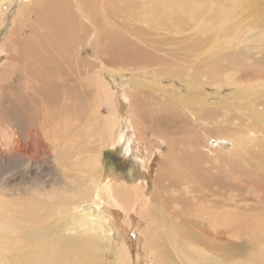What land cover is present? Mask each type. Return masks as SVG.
Segmentation results:
<instances>
[{
  "label": "bare ground",
  "instance_id": "bare-ground-1",
  "mask_svg": "<svg viewBox=\"0 0 264 264\" xmlns=\"http://www.w3.org/2000/svg\"><path fill=\"white\" fill-rule=\"evenodd\" d=\"M165 1L167 0H0L1 35L5 31V35L0 37V90L12 87L10 79L15 75L16 67L10 63L17 60L15 46L20 44L19 41L25 34L24 30L27 32L33 27L31 36L39 35V38H43L39 40L35 36L36 41L31 48L33 51L36 48L38 53L32 54V57L24 62L25 77L22 85L20 84V92L22 98H27L28 108L24 110L22 102L18 111L28 127L21 133H17L9 126V122L0 128V164L19 162V165H22L30 160L42 162L53 158L58 167L60 165L63 168L62 170L73 171V168L75 170L72 174L74 180L67 187L69 191L83 188L89 193V198L86 197L84 198L86 200L80 202L39 200L35 204H25V200L19 202L21 200L16 198H6L0 192V264H104L99 256L103 248L102 242L104 246L105 243L116 246L123 236L121 231L127 233L132 228H136V232L140 233V239H143V233L146 236L145 233L148 235L154 229L155 238L147 236L151 242H146L149 252H146V260L141 258L143 262L264 264L254 261L253 256L247 251L245 245L249 243L248 240L245 239V242L239 244L236 242L247 236L237 234L235 230L240 220L235 218L232 211L235 205L229 198V187L232 186L229 175H233V168L229 162L231 157H228L230 154L236 157L237 150L239 154L240 151L247 149L248 144L255 143L248 136L250 131L246 133L240 126H236L234 121L237 110L242 114L241 121H252L254 135L264 133V26L250 36V39H253L252 44L246 45H242L246 41L245 37H237V34L233 38L229 37L231 27L228 26L231 24L221 28L218 34L224 40L205 52L204 59L208 71L206 80L196 76L197 73L180 75L179 71L166 68L158 71L157 77L163 75L179 79L174 80L177 86L174 85L178 87L176 90L186 92L182 97L176 92H167L164 103L156 105L159 112L168 114L171 121H177L190 133L185 136L182 146L177 151L174 150L175 152L170 150L168 155L172 161L184 162L185 167L178 172L180 176L175 181L181 182L184 196L183 202L176 204V206L181 204L177 207L164 205L170 201L169 197L164 196L165 191H154L152 197L148 196L149 192L145 191L146 184L143 182L156 156L159 158L168 151H163L160 146L156 147V151L149 149L148 145L143 143L142 134L140 138L138 137L132 121L129 124L121 121L119 127L117 123L116 137L111 131L113 125L110 126L111 121L117 116L114 111L116 104L111 98L114 94L100 81L101 77L98 79L96 71L89 77V81H96L92 91L95 90V97L101 99V104L109 108L106 116L99 114L102 118L101 127L99 126L101 133L93 135L99 139L91 136L95 133L94 128H92L94 131L90 132L89 128L85 129L83 125L81 130L87 132L85 137L83 132H78L80 128L75 130L72 128V135L70 133L65 135L67 131L58 128L61 123L69 125L68 108L74 105L71 97L57 94L55 90L57 83L64 87L60 84L62 71L65 70L68 76L82 77L88 74L87 70L80 71L79 68L73 67V63L67 64L62 59L59 61L58 55L64 48L70 50L77 44L87 45L89 48L97 44L100 47L103 45L101 53H96L97 56L94 57L95 66L98 63L97 68L106 72L105 74H113L115 78L125 76L124 74L119 76L107 66L110 60L108 51L111 46L116 47L115 43L119 44L127 38L124 37L125 34L133 36V32L135 42L136 40L139 43L146 42L151 39L147 35V28L156 29L163 26L165 30L172 29L179 34L182 30V21L188 19L198 22L200 19L198 11L194 12L192 4L180 3L173 8L164 4ZM209 1L214 5L218 3V0ZM245 1L256 11L264 10L263 0ZM30 4L37 6L33 26L32 24L28 26L27 23L30 20V11L24 10ZM133 4L135 7L131 8ZM224 5H227L231 12L234 4ZM145 7L147 9L143 10ZM172 13L179 17L175 19ZM179 18L181 20H178ZM202 20L205 21L204 18ZM208 25L212 26L210 22ZM85 66L90 65L87 63ZM77 72L79 73L76 74ZM149 72L155 77L154 69ZM215 75H221L228 87L225 88L216 82L218 78L214 77ZM135 78L137 86H140H136L135 93L145 99L142 89L144 85L138 80L153 78L144 76ZM166 80L170 81L169 78ZM181 81L182 84L179 83ZM213 83L221 89L198 90V87L203 88ZM121 84L125 85V82ZM172 84L167 82L168 86ZM221 90L227 91L231 96L224 95ZM203 91L206 92L203 94ZM210 92L215 94L214 98L225 97L216 105L204 106L206 100L201 97ZM2 96L0 103L4 99ZM161 97L163 96L160 95ZM61 100L62 105L68 107L62 109ZM173 105L177 106L176 111L171 110ZM260 106L261 109H258ZM234 109V116H228L227 113L232 114ZM2 113L6 112L0 110V115ZM81 118L82 116L78 117L79 121L84 120ZM121 124L123 126H120ZM60 133L64 142L57 144ZM121 133L123 136L129 135V142L124 146V156L125 159L130 157L134 159L135 167L131 173L136 177L135 181L131 180L132 183L112 173L106 174L109 166L102 149L115 150L120 144ZM103 134H106L108 140L106 146L102 143ZM46 137L49 138V145L45 144ZM262 144L261 147L264 149V142ZM163 146L166 147L167 144L163 142ZM58 148L62 150V154ZM208 155H214L222 164L221 169L214 174L209 173L203 166ZM248 155L251 157L250 161L254 160L257 168H264V152ZM43 157L45 158L42 160ZM224 170L227 172L224 173ZM56 212L59 213V217L55 216ZM134 216L138 218L135 224ZM144 226H147L146 230ZM160 227L165 229L161 230L162 233L155 230ZM77 232H80V235L74 237L73 234ZM163 237L169 242V248L161 255L154 252L156 247L152 248V245L156 239L160 240ZM263 238L264 236L261 243H264ZM141 243L142 241L140 245ZM111 249L116 256V262L112 264H128L126 250L120 247V254H117L113 247ZM139 253L144 256L140 249ZM121 259H124V263Z\"/></svg>",
  "mask_w": 264,
  "mask_h": 264
},
{
  "label": "rangeland",
  "instance_id": "rangeland-1",
  "mask_svg": "<svg viewBox=\"0 0 264 264\" xmlns=\"http://www.w3.org/2000/svg\"><path fill=\"white\" fill-rule=\"evenodd\" d=\"M185 2H187V4H192L194 12L198 11L200 19L198 22L188 19L182 21L181 33L176 34L177 31L172 29L165 30L163 26L156 29L147 28V35L150 36L151 39L149 37L147 38L151 41H141L139 43L136 40L135 42L133 38L134 33L132 32L133 36L125 34L126 36L124 37H127L124 39L125 41L122 40L119 44L115 43V48L112 46L111 48L109 47L111 52L110 50L108 51V57L110 60L108 62L109 65L107 66L109 70L116 71V74H119V76L124 74L125 76L123 77L115 78L113 74H105L106 72L101 71L100 68L96 67L98 63L95 66L96 61L94 60V57L101 53L103 45L100 47L99 44H97V46L95 45L92 48H89L87 45L77 44L76 47H71L70 50H68L67 47L64 48V50L57 57L59 61L62 59V61H65L67 64L73 63V67L79 68L80 71L87 70L86 72H88L86 76L77 77L68 76L65 70L62 71V81H60V84L64 85V87L59 86L57 83L55 90L57 91V94H62L64 97L66 96L68 98L71 97L70 99L74 101V105L68 108L67 121L69 122L70 127L69 125L61 123L58 125V128L66 130L67 132H65V135L66 133H70L72 135V128L74 130L80 128L78 132H83L85 137L87 132L81 130L82 125L85 129L89 128L90 132H93L95 129V133L91 136L101 133L99 126L101 127L102 118L99 117V114L103 117L106 116L108 113L107 109L109 108L102 105L101 99H98L97 96L95 97V90L93 89L94 91H92V87H94L96 81H89V77H91L92 72L96 71L98 79L101 77V80H99L103 84L107 85L109 91L114 94L111 98L116 104V110L114 109V111H116L117 116H115V120L111 121L110 126L113 125L111 131L116 135V137L118 136L117 130L120 122L123 121V123L129 124V122L132 121L134 129H137L136 132L138 133V137L140 138L142 134V139L144 140L143 143L147 144L149 149H155L156 151V147L160 146L163 151H168V153L163 154L159 158L156 156L154 162L149 168V172H147V177L145 180L143 179V182L146 184L147 190L145 191H147V193L149 192L148 196L152 197L154 191H165L164 196L169 197L170 201L167 203L165 202L164 205H170L169 207L171 208L177 207L181 205V202H183V187H181V182L176 183L175 181L178 179V176H180L178 172L184 170L185 167L184 162L181 160L172 161L169 159L168 155H170V150L177 151V149L182 146L181 143L184 142L185 136L190 135V133L185 130V127L182 128L181 124L177 121H171L168 114L157 110V103H164L165 93L176 92L178 96L181 97L186 94V92L181 93L176 90L178 87H176L177 84L174 80L178 81L179 79L163 75L157 77L158 71L166 68L172 71H179L180 75L188 73H192L194 75L197 73L196 76H201L203 80H206V74L208 71L206 68V60L204 59L205 52L213 49L219 42L224 40V38L221 39L222 37L218 34L221 28L225 25L231 24V26H228L231 27L229 37L233 38L236 34L237 37H245L246 41L242 43V45H246L252 44L253 39H250V36L254 34L256 30L264 26V10L260 9L259 11H256V9L251 7L249 2V4H247V1L245 0H242V2L239 1L238 3L235 0H218L216 5L209 0H167L164 4L171 5L174 8L175 5L180 3L184 4ZM226 3L234 4L231 12H229V7L224 5ZM147 6L148 5H146V7ZM36 7L37 6L35 4H30L24 8L25 11H30V20L27 22L28 26L34 22V11ZM133 7H135V4H133L131 8ZM146 7L143 8V10H146ZM3 10L5 11V7ZM172 17L177 19L179 16L176 13H172ZM203 18L206 23L205 21L202 22ZM164 20L165 19H163V21ZM178 20H181V18ZM208 22L212 24L211 27H209ZM173 26L174 25H171V27ZM142 27H144V25L141 26V28ZM24 31L25 34L23 35L22 40L19 41V46H15V50H17V53L15 51V58H17V60L10 63L16 67V71L14 72L15 75H13L10 79V83H12L10 85L12 87H6L0 90V97L1 95H3L2 98L4 97L2 103H0V110L2 112H6L0 115V128L2 129V127H5L7 122H9L8 125L14 128L17 133L25 131L28 127L27 122L20 117V112L18 111L22 104V108L24 110L28 108V100L26 97L22 98V94L20 92V86L22 85L25 77L24 62H27L30 56L32 57V54L36 55V53H38L37 49L34 48L33 51L31 46L34 41H36L34 38H39V35H35L36 37L34 35L31 36V33L34 31L33 27L29 28L27 32L26 30ZM4 35L5 31L2 35L0 33L1 38ZM39 40H43V38H39ZM28 44L31 45L28 46ZM24 53H27L28 55H25ZM87 63H89L90 66L91 64L94 65L91 67L85 66ZM151 69L155 70V77H153L149 72ZM138 76L153 78L138 80L145 86L142 88L145 93V99L139 97L138 94L135 93L137 87H140L136 84L137 80L135 77ZM214 77L218 78L217 80H214L221 83V86L225 88L228 87L221 75H215ZM167 78H169L170 81H167ZM121 82H125V85L121 84ZM167 82H171L173 84L168 86ZM179 83L182 84V81ZM174 84H176V86ZM199 89H221V87L216 86L215 83H213L212 85H206L203 88L198 87V90ZM205 92L206 91H203V94ZM212 92L201 97V99L206 100L203 104L204 106L211 104L216 105L218 104V101H221L220 99H222V97H225L221 96L220 99L219 97L214 98L215 94H212ZM221 93L231 96V94L227 91H222ZM160 95L163 97L160 98ZM129 102L130 105H128ZM61 106L62 109L64 107H68V105H62V100ZM258 109H261V106ZM171 110L176 111L177 106L173 105ZM95 111L96 113L94 114ZM238 111L239 110L235 113L234 109L232 110V114L227 113V115H232L233 117L235 113L236 120L234 122L237 124L236 126H240V128L244 129L246 133L247 131H250L248 136L255 143L253 145L252 143L247 145L246 150H248V152L244 150L240 151L238 154L237 150L236 157L234 154L228 155V157H231L229 162L232 163L233 168V175H229L230 179H232V186L231 188L229 187V198L232 199L235 205L232 210L234 216L237 220H240L237 222L235 230L237 234L242 233L247 236V238L241 239V241L236 240V242L239 244L242 241L245 242V239L248 240L249 243L245 245L247 251L251 254V256H253L254 261L264 263V243H261L262 236H264L262 235L264 232V168H257L254 165V160L250 161L251 157H248L249 153H251V155L254 153L258 155L264 152V149L261 147L263 146L262 142H264V138H262L264 137V133L254 135L252 133L255 131L252 129L254 127L251 125L252 121H241L240 116L242 114ZM80 116H82L81 119H84L83 121H79L78 117ZM168 119H170V121ZM95 121H98V123ZM120 126H123V124ZM183 126L188 127L186 124H183ZM61 133L59 134V141L57 144L64 142V140L60 137ZM199 133L202 134L201 131H199ZM120 135V144L115 150H111L110 148L102 149L105 153L107 165L109 166L106 174L110 175L112 173L117 177H121V179L127 181L130 180L132 183V181H135L136 177L131 173L132 169L135 167L134 159L132 157L125 159L124 156V146L129 142V135L123 136L122 133L119 134V136ZM102 136L104 138L102 143L106 146L108 144L106 134H103ZM93 138L99 139V137L94 136ZM100 138L102 137L100 136ZM44 141L46 145L50 144L48 137H46ZM163 142L167 144L166 147L163 146ZM25 143L26 142H24V144ZM174 146L176 148H174ZM58 149L62 154V150L60 148ZM94 150L97 151V149ZM208 156L209 157L205 159L206 163L204 162L203 166L209 173L214 174L217 170L221 169L222 164L221 161L219 162L218 159L214 157V155ZM44 158L45 157H43L42 160ZM62 169L63 168H61L60 165L58 167V165L53 161V158H50L49 160L45 159L42 162L30 160L26 161L22 165H19V162H11L9 165L0 164V192L2 193V196L6 198H16L21 200L19 202H23L25 200V204H35L38 203L39 200H46V202H69V200L72 202H77L79 200L80 202L81 200H86L84 198L88 197L89 193L85 189L82 188V190H80L76 188L74 191H69V188H67L70 186L69 183H72V180H74V178H72V174H74L75 171L74 168L73 171ZM225 172L227 171L224 170V173ZM166 176L169 177L167 179H163V177ZM73 187H75L74 184ZM176 197L179 198V200L176 201ZM178 202L180 203L176 206ZM55 216L59 217V213L56 212ZM134 218L136 219L134 221L135 224L138 218L136 216H134ZM146 227L147 226H144L143 228L146 230ZM144 229L142 231H144ZM153 230L150 231L148 235L145 233L146 236H144L143 233L142 238L144 240L140 239L141 235L136 232V228L130 229L127 233L124 230H120L123 236L120 237V239L118 238L119 243L116 246L115 244L114 246H111V243L109 245L105 243L104 246V243L102 242L103 248H101L99 256L104 264H112L113 262H116V256L111 248L113 247L117 254H120L119 248L121 247L124 251H127L129 259L128 264H153L151 261L143 262L141 260V258L146 260V252H149L146 242H151L147 239V236H150L151 238L154 237ZM155 230H157V232L159 230L160 233H162L165 229L160 227ZM246 230L248 232H246ZM157 232L155 234H157ZM77 235H80V232L73 234L74 237ZM140 241H142V247L140 245ZM122 244H124V246H122ZM250 245L251 252L249 251ZM153 247H156V249L154 248L155 253L163 255L164 251L169 248V242L164 237L160 240L156 239L152 245V248ZM159 247L161 249H159ZM139 249L144 256L140 255ZM122 255L123 254L121 253V256ZM121 261L124 263V259H121ZM158 264L160 263L158 262Z\"/></svg>",
  "mask_w": 264,
  "mask_h": 264
}]
</instances>
